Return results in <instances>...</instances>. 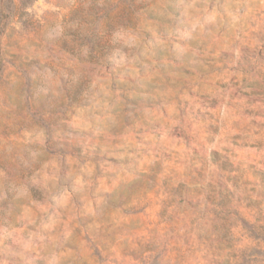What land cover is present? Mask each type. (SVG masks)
Instances as JSON below:
<instances>
[{
  "label": "rangeland",
  "instance_id": "1",
  "mask_svg": "<svg viewBox=\"0 0 264 264\" xmlns=\"http://www.w3.org/2000/svg\"><path fill=\"white\" fill-rule=\"evenodd\" d=\"M0 264H264V0H0Z\"/></svg>",
  "mask_w": 264,
  "mask_h": 264
}]
</instances>
